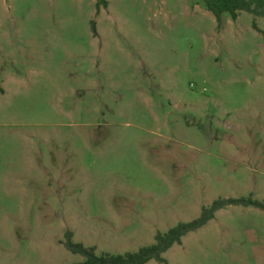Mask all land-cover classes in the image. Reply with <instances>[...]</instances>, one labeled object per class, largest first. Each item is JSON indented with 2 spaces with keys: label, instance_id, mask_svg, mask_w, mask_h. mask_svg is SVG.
<instances>
[{
  "label": "rangeland",
  "instance_id": "rangeland-1",
  "mask_svg": "<svg viewBox=\"0 0 264 264\" xmlns=\"http://www.w3.org/2000/svg\"><path fill=\"white\" fill-rule=\"evenodd\" d=\"M253 23L200 0H0V264L82 263L66 232L136 252L215 200L264 204ZM162 258L264 264V211L227 206Z\"/></svg>",
  "mask_w": 264,
  "mask_h": 264
},
{
  "label": "trees",
  "instance_id": "trees-1",
  "mask_svg": "<svg viewBox=\"0 0 264 264\" xmlns=\"http://www.w3.org/2000/svg\"><path fill=\"white\" fill-rule=\"evenodd\" d=\"M206 10L214 17L218 26L223 14H228L232 20L238 17L240 12H245L253 17L264 18V0H200ZM253 29L264 37L255 24ZM227 206L253 207L264 211V204L250 198L243 199H218L207 208H202L200 215L195 220L177 225L164 234L157 233L152 245L142 247L136 252H126L121 255L100 254L96 255L95 248H86L81 244L73 243L71 233H65V249L73 255L81 256L84 261L79 264H146L155 261L158 264H167L162 255L173 245L180 244L181 238L191 232L202 228L214 218L217 211Z\"/></svg>",
  "mask_w": 264,
  "mask_h": 264
}]
</instances>
